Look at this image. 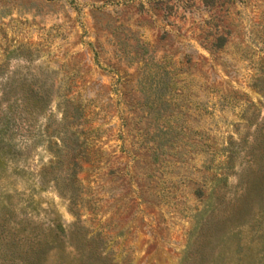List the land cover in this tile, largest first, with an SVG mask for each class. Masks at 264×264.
Listing matches in <instances>:
<instances>
[{
  "label": "rangeland",
  "instance_id": "obj_1",
  "mask_svg": "<svg viewBox=\"0 0 264 264\" xmlns=\"http://www.w3.org/2000/svg\"><path fill=\"white\" fill-rule=\"evenodd\" d=\"M203 1L0 0V264H264V0Z\"/></svg>",
  "mask_w": 264,
  "mask_h": 264
},
{
  "label": "trees",
  "instance_id": "obj_2",
  "mask_svg": "<svg viewBox=\"0 0 264 264\" xmlns=\"http://www.w3.org/2000/svg\"><path fill=\"white\" fill-rule=\"evenodd\" d=\"M203 2L204 4L206 3L205 0ZM254 87L264 93V69L261 71V76L256 79ZM254 125L256 126V132L252 136L250 145V162L252 166H250L249 172L242 177L245 189L242 196V207H239L238 210L239 213L248 208L251 199H261L264 195V124L258 126L257 123H255ZM243 141L246 142V139ZM229 144H233L232 141H230ZM253 166L256 168L253 169ZM71 196H73V194ZM56 229L57 231H55V233H50L52 234L51 238L55 242L58 241V230H62L58 226H56ZM81 240L84 241V244L88 245V249L85 250L83 248V241L76 245L75 250L79 255L80 261L91 264L93 260L103 262L107 259V257H103L101 254V249H99L100 241L97 238H83ZM51 244V241L43 236L42 240L29 243V246L21 251L13 249L9 254V264H41L45 260L48 252L53 248Z\"/></svg>",
  "mask_w": 264,
  "mask_h": 264
}]
</instances>
